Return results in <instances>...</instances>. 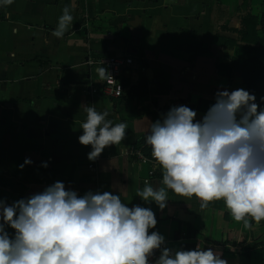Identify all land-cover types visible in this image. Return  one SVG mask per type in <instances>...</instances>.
<instances>
[{"label": "crops", "instance_id": "obj_1", "mask_svg": "<svg viewBox=\"0 0 264 264\" xmlns=\"http://www.w3.org/2000/svg\"><path fill=\"white\" fill-rule=\"evenodd\" d=\"M244 2L0 0V264H54L98 194L114 234L168 244L141 264H264V162L249 196L217 171L221 130L254 117L242 73L219 69L243 63L218 36L237 38ZM122 55L146 95L103 92L88 60ZM152 142L179 148L156 176L130 154Z\"/></svg>", "mask_w": 264, "mask_h": 264}, {"label": "built area", "instance_id": "obj_2", "mask_svg": "<svg viewBox=\"0 0 264 264\" xmlns=\"http://www.w3.org/2000/svg\"><path fill=\"white\" fill-rule=\"evenodd\" d=\"M89 65H101L104 70L103 92L110 98L120 99L127 86L124 82L127 69L134 65L132 55L106 56L100 60H88ZM94 91H97L96 89ZM130 154L142 165L156 174L164 166L176 164L175 152L155 151L146 154L142 148H132ZM95 169V165H90ZM221 177H226L225 168L218 166ZM93 220L86 231H77L47 252L54 264H141L156 262L168 252V244L143 233L118 236L105 221L108 205L101 195H96L92 204Z\"/></svg>", "mask_w": 264, "mask_h": 264}, {"label": "trees", "instance_id": "obj_3", "mask_svg": "<svg viewBox=\"0 0 264 264\" xmlns=\"http://www.w3.org/2000/svg\"><path fill=\"white\" fill-rule=\"evenodd\" d=\"M246 1L249 9L245 13L242 12L240 27L233 29L238 33L237 38L218 36L219 42L223 45H242L243 63L239 66L240 61L235 58L232 64L221 65L219 69L230 77L237 71L242 73L246 91L253 96L250 109L254 117L245 126L231 125L236 128L233 132L230 130L231 126L222 129V141L216 149L217 166L228 169L238 184L245 185L250 194L258 184L254 177L255 166L258 161L264 162V133L261 134L264 130V14L259 19L252 11L251 0ZM221 27L224 28L223 25ZM125 84L127 90L121 99L127 95L144 96L148 92V82L145 77H142L137 84L128 80ZM134 148H142L149 155L155 151H175L176 164L179 162V148L171 144L152 142L144 146V143H141Z\"/></svg>", "mask_w": 264, "mask_h": 264}, {"label": "rangeland", "instance_id": "obj_4", "mask_svg": "<svg viewBox=\"0 0 264 264\" xmlns=\"http://www.w3.org/2000/svg\"><path fill=\"white\" fill-rule=\"evenodd\" d=\"M251 4V3H250ZM251 6V5H250ZM225 9V8H224ZM249 9V7H248V1H246L245 0V2H244V4H243V6H242V8H241V14H242V12L244 11V13H245V11L246 10H248ZM253 10H255V13L258 15V17H259V19L260 18H262L261 16H263V14H264V0H258L257 2H256V4H255V9L253 8ZM252 10V11H253ZM222 24H220V26H221ZM233 126H235V125H233ZM233 126H231L230 127V130L233 132L236 128L235 127H233ZM226 169V168H225ZM227 170V176L229 177H232L231 175V172H229L228 171V169H226ZM242 189H243V191H244V196H249L250 194H249V191L246 189V187H244V186H242Z\"/></svg>", "mask_w": 264, "mask_h": 264}, {"label": "water", "instance_id": "obj_5", "mask_svg": "<svg viewBox=\"0 0 264 264\" xmlns=\"http://www.w3.org/2000/svg\"><path fill=\"white\" fill-rule=\"evenodd\" d=\"M186 129H187V128H184V129H183V133L185 132Z\"/></svg>", "mask_w": 264, "mask_h": 264}]
</instances>
